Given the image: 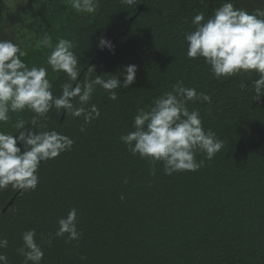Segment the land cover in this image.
<instances>
[{
  "label": "trees",
  "instance_id": "obj_1",
  "mask_svg": "<svg viewBox=\"0 0 264 264\" xmlns=\"http://www.w3.org/2000/svg\"><path fill=\"white\" fill-rule=\"evenodd\" d=\"M233 3L248 11L259 6L258 0ZM218 6L219 0H102L87 15L63 0H0V39L26 50L22 59L29 67H48L51 50L38 46L46 33L53 44L58 38L75 43L81 85L103 74L123 81L124 67L137 66L135 82L117 89L116 100L96 86L90 104L100 116L85 131L82 117L64 113L61 119L55 108L40 121L45 127L29 123L35 132L54 130L74 144L41 162L34 191L0 190V239L8 240L0 253L8 264H23L17 249L31 229L44 251L41 264H264V96L257 99L252 84L258 76L217 80L203 59L186 55L192 18L204 12L207 19ZM101 37L112 47H99ZM48 78L55 96L70 82L50 67ZM178 81L210 96V102L188 107L200 112L205 130L224 146L211 160L198 151L197 162L204 160L199 170L169 176L162 163L132 155L120 136L134 130L137 108L151 106ZM32 115L10 113L0 130L15 131L17 119L30 121ZM72 208L82 235L69 242L67 235L54 234L58 219Z\"/></svg>",
  "mask_w": 264,
  "mask_h": 264
},
{
  "label": "clouds",
  "instance_id": "obj_2",
  "mask_svg": "<svg viewBox=\"0 0 264 264\" xmlns=\"http://www.w3.org/2000/svg\"><path fill=\"white\" fill-rule=\"evenodd\" d=\"M101 2L63 0V4L70 5L76 13L87 15L95 14ZM122 2L132 5L135 0ZM258 3V7L248 11L235 7L233 0H219V6L213 8V14L207 19L204 12L192 18L194 28L184 36L187 57L203 59L217 80L241 73L256 74L258 78L252 84L257 99L264 96V0H258ZM38 46L51 50L47 55V66L53 72L66 74L70 82L62 85L61 95L55 96L52 81L48 78V67H29L22 59L28 54L26 50L11 40L0 39V124L9 122L10 113L25 110L33 113L30 121L17 119L13 125L15 131L0 130V190L11 186L21 191H34L39 183L37 171L41 162L70 151L74 144L73 139L54 130L35 132L29 123L45 127L40 121L46 120L47 114L55 108L61 114L82 117L80 131L83 132L85 125L100 116L96 105L90 104L96 86L104 89L109 99L116 100L117 89L128 88L135 82L137 66L133 64L124 67L123 81L119 75L103 74L81 85L78 81L79 61L73 52L76 45L72 40L58 38L53 44L52 37L46 33L38 41ZM98 46L112 47L103 37L99 38ZM244 87L242 82L241 88ZM77 98L78 105L73 103ZM199 101L210 102V96L178 81L171 91L155 98L151 106L137 108L132 125L134 130L121 135V142L132 155H139L153 166L162 163L165 175L199 170L204 166V160L197 162L198 151L205 154V159L211 160L224 146L214 131L205 130L200 112L189 109V102ZM150 174H155L154 167ZM120 198L124 199V196ZM57 224L55 237L67 235L69 242L80 239L82 234L77 228L76 208L58 219ZM36 236L35 229L21 235L23 245L17 252L24 257L23 264H41L44 258ZM51 238L50 235L48 243ZM7 245V239H0V249ZM0 264H8L7 256L2 253Z\"/></svg>",
  "mask_w": 264,
  "mask_h": 264
},
{
  "label": "water",
  "instance_id": "obj_3",
  "mask_svg": "<svg viewBox=\"0 0 264 264\" xmlns=\"http://www.w3.org/2000/svg\"><path fill=\"white\" fill-rule=\"evenodd\" d=\"M104 52V49L100 52V54H103ZM90 64V63H89ZM88 64V65H89ZM80 76L78 77V80H79ZM75 83V82H74ZM64 114L61 115V119L63 118ZM13 202V198L9 200V202L5 205V207L1 210V212H4V210L9 206L11 205Z\"/></svg>",
  "mask_w": 264,
  "mask_h": 264
}]
</instances>
